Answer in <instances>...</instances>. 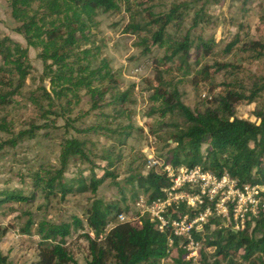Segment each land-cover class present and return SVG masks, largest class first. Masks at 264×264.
<instances>
[{
	"label": "trees",
	"instance_id": "obj_1",
	"mask_svg": "<svg viewBox=\"0 0 264 264\" xmlns=\"http://www.w3.org/2000/svg\"><path fill=\"white\" fill-rule=\"evenodd\" d=\"M28 1L30 0H11L9 4L13 9H20ZM217 1L186 0L173 4L167 11H148L145 22L131 23L127 29L132 32L146 30L150 33L153 44H160L168 38V59L176 58L186 66L191 48L209 54L215 46L213 39L205 40L202 35H191L201 23H210L211 18L205 11V6ZM251 1L253 0H242L243 4ZM56 3H60V6L66 3L92 13L98 9H117L115 0H49L43 8L35 9L28 20L22 21L15 28L27 39V43H32L33 35L30 31L43 14H62L63 7H56ZM190 12L192 14L189 25L184 29L185 19ZM82 25L84 22H78L71 15L62 18L58 23L50 20L44 27L37 28L34 36L45 37L50 42V50L46 55L52 59L51 64L56 66L58 73H63L60 76L68 78V88L85 84L100 86L98 101L92 107L102 110V102H105L104 106L109 107L111 112L108 115L115 121L127 114L130 90H119L117 77L107 63L89 71L85 76L82 75L86 53L93 49L98 50V46H94L92 42L88 48L81 47L84 37L76 33H82ZM170 27H174L177 34L170 35ZM239 43L241 49L254 58L264 55L263 41L242 39L238 32L227 44V50L230 51ZM13 53L19 54L21 64L12 68L13 75L16 76L13 88H7L11 85V81L7 82L8 77L2 79L3 76H0L1 106L8 105L10 98L24 86L29 67L27 48L8 36H1V58L9 59ZM43 62L45 67H52L47 58ZM213 65H217L216 71L230 67L227 64ZM76 71L77 74H74ZM159 82L161 83V79ZM243 87L238 82L228 83L223 88V93L201 110L186 105L175 87L169 92L161 87L163 105L158 111L161 116H166V121L162 124L169 129V135L164 139L162 152L158 154L159 159L173 168L199 165L218 176L227 173L236 180L237 186L264 185V104L254 111L255 121L238 117L234 109L238 102L256 101L264 92V77L253 80L247 90H242ZM65 121L66 128L78 133H96L103 136L110 141L108 146L95 153L85 140L63 136L57 164H38L36 169L31 170L28 174V192L20 188L0 189V207L9 202L33 203L38 197L49 203L54 198L64 200L68 195L85 192L92 194L84 219L72 216L70 221L57 223L46 219L35 221L32 215L28 216L22 229L31 234L34 226V233L38 237L35 264H78L64 245L66 238L78 230L85 231L83 237L87 241L89 255L86 264H161L163 259L168 258L173 260V264H189V260H185L186 252L181 247L180 239L173 236L169 229L159 230L157 223L151 221L146 214L140 217L139 223L119 221L117 218L120 213L126 214L130 204L134 205L141 196L147 202L163 197L164 189L171 184L165 171L155 166L147 168L146 163L132 168L123 180L118 179L117 170L123 159L122 148L131 135L133 126H126L130 129H113L97 123L78 128L68 118ZM41 127L32 124L27 129L19 130L11 138L0 142V150L5 146L15 147L24 139L34 138ZM169 139L171 142H168ZM95 158L103 164L95 161ZM74 160L85 166L78 169L74 176L67 177L66 172ZM107 181L117 189L116 200L107 202L97 196L100 186ZM168 208L172 217H177L184 213L194 215L203 206L188 209L184 205L177 208L172 205ZM193 233L202 244L213 248L212 264H238L236 258L255 264L253 260L256 257L264 256V209L246 220L242 229L234 230L230 225L225 226L220 217L210 216L202 229L193 230ZM173 250L176 256H171ZM0 264L13 263L0 251Z\"/></svg>",
	"mask_w": 264,
	"mask_h": 264
},
{
	"label": "rangeland",
	"instance_id": "obj_2",
	"mask_svg": "<svg viewBox=\"0 0 264 264\" xmlns=\"http://www.w3.org/2000/svg\"><path fill=\"white\" fill-rule=\"evenodd\" d=\"M10 1L0 0V37L8 36L27 48L29 67L24 86L10 98L8 105H0V142L32 124L42 127L34 138L24 139L15 147L5 146L0 150V189L20 188L28 192L29 172L36 169L38 164H57L63 136L85 140L95 153L108 146L110 141L99 134L78 133L66 128V118L78 128L97 123L113 129H130L126 126H133L131 135L122 148L123 159L117 170L118 179L123 180L132 168L140 163L145 164L146 156L151 153L157 159L160 158L158 154L162 152L164 139L169 135V129L162 124L166 121V116H161L158 111L163 105L161 87L165 88L166 92L175 87L186 105L201 110L221 95L228 83L238 82L244 86L242 90H247L253 80L264 77V55L254 58L241 49L240 43L230 51L227 50V44L234 39L237 32L242 39L264 42V0H253L248 4H243L242 0H218L206 5L205 11L211 21L201 23L192 32L191 37L202 35L205 40L213 39L215 46L209 54L191 48L186 66L176 58L168 59V38L160 44H153L150 33L146 30L132 32L127 29L131 23L145 22L148 11H167L173 4L186 0H115L116 10L98 9L94 13L84 12L66 3H62V6L56 3V7H63L62 14H43L30 31L33 35L30 44L15 28L22 21L28 20L35 9L43 8L49 0H30L24 2L23 8L20 9H13ZM191 14L190 12L189 17L185 19L184 29L189 25ZM71 15L78 22H84L82 33H76L84 37L81 47L88 48L92 44L98 46V50L93 49L92 52L86 53L82 75L85 76L89 71L107 63L108 68L117 77L119 90H130L126 116L114 121L108 115L111 112L109 107L104 106L105 102H102V110L92 107V104L98 101L100 86L85 84L68 88V78L60 76L63 73H58L56 66L51 64L52 59L46 55L50 50V42L45 37L34 36L37 28L44 27L50 20L58 23L62 18ZM168 32L170 35L177 34L174 27H170ZM44 58L51 64L50 69V65L45 67ZM20 64L21 59L17 53H13L6 60L0 56V76H3L2 79L8 77L7 82L11 81V85L7 86L9 89L14 87L16 78L12 68ZM213 64L230 67L216 71L217 65ZM263 104L264 92L254 102L236 103L235 114L255 121L254 111ZM95 161L99 162L96 158ZM84 166L76 160L72 161L66 176H74L76 171ZM98 172L100 173V170ZM97 196L108 202L116 200L118 192L116 187L107 181L100 186ZM91 199L92 194L85 192L68 195L64 200L54 198L49 203L38 197L33 203L4 204L0 207V251L13 264H35L38 237L34 233V226L31 228V234L22 229L28 216L32 215L35 221L46 219L57 223L70 221L72 216L84 219ZM138 212L131 203L125 215L132 218L137 216ZM84 232H72L64 244L78 264H86L89 258ZM171 256H176L175 250L171 252ZM185 260H189V264H212L213 248L206 247L203 243L195 258ZM235 261L239 262L238 264H249L239 258ZM253 262L264 264V256L256 257ZM161 264H173V260L163 259Z\"/></svg>",
	"mask_w": 264,
	"mask_h": 264
},
{
	"label": "built area",
	"instance_id": "obj_3",
	"mask_svg": "<svg viewBox=\"0 0 264 264\" xmlns=\"http://www.w3.org/2000/svg\"><path fill=\"white\" fill-rule=\"evenodd\" d=\"M146 157V167L161 168L171 184L164 189L163 197L147 202L141 196L134 204L139 211L137 216L128 218L120 213L117 218L119 221L139 223L140 217L146 214L157 223L159 230L169 229L173 236L180 239L181 247L186 252L185 259L197 256L202 243L196 239L193 230H201L208 217H220L225 226L230 225L238 230L244 227L246 220L264 209V185L237 186L236 180L227 173L218 176L199 165L173 168L157 159L153 153ZM172 205L175 208L184 205L188 209L203 206V209L194 215L184 213L172 217L168 210Z\"/></svg>",
	"mask_w": 264,
	"mask_h": 264
}]
</instances>
